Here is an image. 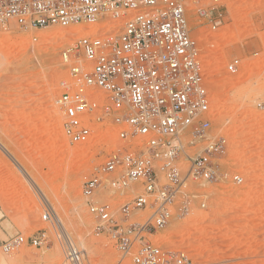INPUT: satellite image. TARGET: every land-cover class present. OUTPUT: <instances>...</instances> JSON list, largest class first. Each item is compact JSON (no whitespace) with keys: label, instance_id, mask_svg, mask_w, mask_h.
<instances>
[{"label":"rangeland","instance_id":"1","mask_svg":"<svg viewBox=\"0 0 264 264\" xmlns=\"http://www.w3.org/2000/svg\"><path fill=\"white\" fill-rule=\"evenodd\" d=\"M194 7L189 5L187 23L203 65L211 131L226 139L217 162L225 172L239 173L243 182H189L184 190L195 194L189 212L173 217L151 239L199 264H264V0H221L217 8L223 21L215 28ZM83 26L39 29L12 23L0 29V264H73L65 257L66 235L81 250V264H127L109 238L94 232L82 194L83 181L123 142L108 125L87 143H70L56 104L59 81L66 75L61 52ZM234 58L241 67L229 73L226 65ZM195 150L185 145L178 163L187 165L186 154ZM8 153L19 159L12 161ZM24 169L31 182L21 180ZM98 196L110 199L107 192ZM132 197L128 193L113 202ZM183 200L177 196L174 211ZM46 209L52 214L48 221L42 219ZM148 214L137 211L133 220ZM39 229L47 232L48 244L2 249L8 237H27Z\"/></svg>","mask_w":264,"mask_h":264},{"label":"built area","instance_id":"2","mask_svg":"<svg viewBox=\"0 0 264 264\" xmlns=\"http://www.w3.org/2000/svg\"><path fill=\"white\" fill-rule=\"evenodd\" d=\"M220 1L0 0V29L12 23L39 29L84 25L61 52L66 75L59 81L56 104L70 143H87L108 125L123 142L83 181L82 194L94 232L109 238L127 264H199L151 236L189 212L195 196L184 190L189 182H243L239 173H227L217 162L226 139L211 131L203 65L187 23L192 3L199 18L220 26ZM240 67L234 58L226 70L237 73ZM185 145L196 150L186 154L183 167L178 157ZM100 191L110 199H100ZM128 193L131 199L113 202ZM180 195L184 200L174 211ZM144 210L149 211L146 218L133 220ZM51 215L46 209L42 219ZM62 239L66 259L81 264V250L67 236ZM48 242L47 232L39 229L27 237L12 235L1 247L8 252L21 244Z\"/></svg>","mask_w":264,"mask_h":264},{"label":"bare ground","instance_id":"3","mask_svg":"<svg viewBox=\"0 0 264 264\" xmlns=\"http://www.w3.org/2000/svg\"><path fill=\"white\" fill-rule=\"evenodd\" d=\"M69 28V27H68ZM72 28V27H71ZM80 28V27H79ZM78 28V29H79ZM67 30V29H66ZM62 31H64V30H62ZM62 31H61V33H62ZM70 32V31H69ZM73 34H71V35H74V33H75V31L74 32H72ZM54 34V33H53ZM65 34V33H64ZM61 35V34H60ZM72 37V36H71ZM19 39V38H18ZM13 41V40H12ZM15 41V40H14ZM13 41V42H14ZM12 43V42H11ZM60 44V43H59ZM51 47H52V45H51ZM53 47H55V46H53ZM56 48V47H55ZM55 48H53L54 49V51H55ZM52 50V49H51ZM50 52H53V50L52 51H50ZM2 57V56H1ZM262 57V56H261ZM0 63H2V61L0 62ZM235 111H233V109L232 110H230L229 111V113H228V116H227V118H230L232 115H233V113H234ZM0 146H2V144L0 143ZM8 155H9V157H10V159L12 160V161H15L18 157L16 156V155H13V154H10V153H8ZM19 159V158H18ZM8 163H10V162H8ZM11 164V163H10ZM12 165V164H11ZM10 166V165H9ZM14 167V166H13ZM15 168V167H14ZM11 169H13L12 167H11ZM19 170L18 171H20V168H18ZM23 169V168H22ZM14 170V169H13ZM25 170V169H24ZM21 175H20V177H21V180L22 181H24V180H26V179H28L29 180V178H26V177H28L29 176V170H25V171H23V170H21ZM19 174H20V172H19ZM30 176H32L31 174H30ZM29 176V177H30ZM31 178V177H30ZM32 180H33V178H32ZM30 182H31V179L29 180ZM34 186H36V189H40V187H39V181H37L36 179H34ZM33 184V183H32ZM45 198V197H44ZM0 215H1V213H0ZM58 218V217H57ZM64 226V225H63ZM62 226V224H61V222H60V220H59V223H58V229H60L61 230V232L63 233V230L65 229L64 227ZM179 233V232H178ZM67 236V235H66ZM61 252V251H60ZM121 260V259H120Z\"/></svg>","mask_w":264,"mask_h":264}]
</instances>
